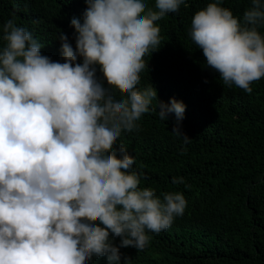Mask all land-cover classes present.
I'll use <instances>...</instances> for the list:
<instances>
[{
	"label": "clouds",
	"instance_id": "clouds-1",
	"mask_svg": "<svg viewBox=\"0 0 264 264\" xmlns=\"http://www.w3.org/2000/svg\"><path fill=\"white\" fill-rule=\"evenodd\" d=\"M85 2L82 22L71 19L75 49L60 33L63 63L43 55V45L15 18L3 25L0 264H86L93 256L119 264L121 248L145 249L148 233L169 228L187 206L180 192L161 199L141 188L135 158L115 147L122 132L137 130V121L157 110L153 100L159 119L174 115L172 132L190 142L182 131L186 105L158 101L152 85L138 87L143 57L161 43L155 22L185 0H155V10L144 0ZM221 3L195 13L191 38L225 85L251 93L264 77V0H251L242 21Z\"/></svg>",
	"mask_w": 264,
	"mask_h": 264
},
{
	"label": "trees",
	"instance_id": "trees-1",
	"mask_svg": "<svg viewBox=\"0 0 264 264\" xmlns=\"http://www.w3.org/2000/svg\"><path fill=\"white\" fill-rule=\"evenodd\" d=\"M155 10V0H144ZM216 0H185L177 12L155 22L161 43L143 59L146 67L138 87L152 85L158 101L175 98L186 105L182 131L190 142L172 132L175 116H158L157 101L137 121L138 129L122 132L115 147L125 146L142 174L140 187L164 193L180 192L187 206L169 228L149 232L143 250L121 248L119 264H264V77L251 93L223 83L208 68L191 38L195 13ZM235 17L243 19L251 0H222ZM85 0H0V37L3 25L15 18L43 45L41 52L64 62L59 36L67 35L75 49L73 17L82 22ZM18 9V10H17ZM259 31L264 35V26ZM5 42L0 39V47ZM77 63H82L78 57ZM97 79L104 82L97 66ZM207 81V82H206ZM116 99L121 94L110 89ZM174 177L183 183L173 184ZM116 246L120 238H113ZM86 264H109L107 256Z\"/></svg>",
	"mask_w": 264,
	"mask_h": 264
}]
</instances>
